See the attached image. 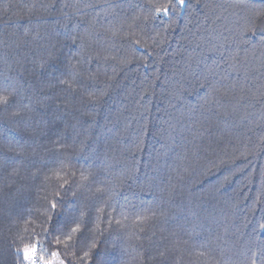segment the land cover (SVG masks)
Masks as SVG:
<instances>
[{
  "label": "trees",
  "instance_id": "trees-1",
  "mask_svg": "<svg viewBox=\"0 0 264 264\" xmlns=\"http://www.w3.org/2000/svg\"><path fill=\"white\" fill-rule=\"evenodd\" d=\"M262 225L264 0H0V264H264Z\"/></svg>",
  "mask_w": 264,
  "mask_h": 264
},
{
  "label": "snow or ice",
  "instance_id": "snow-or-ice-1",
  "mask_svg": "<svg viewBox=\"0 0 264 264\" xmlns=\"http://www.w3.org/2000/svg\"><path fill=\"white\" fill-rule=\"evenodd\" d=\"M169 2H171V0H169ZM179 3L181 5H183L185 3V0H179ZM157 11H162L165 14H167L168 11H169V8L168 7H165V6H162V7L157 8ZM251 27L252 28L255 27V21L252 22ZM72 39H73V43H75V39L76 38H72ZM49 56H52V53L51 52L49 53ZM59 83L60 84H67L68 85V88L71 89V90H73V91H75L77 87L84 88L85 91L87 90L86 85L80 84L78 81H76L75 75L73 76V79L71 81H69V80H60ZM3 102H5V103L7 102L6 98H4V101ZM52 207L55 208L56 207V204L53 203L52 204ZM261 227H264V225H262ZM77 230L78 229H73V231H77ZM24 251H25V259L31 260L32 259V256L35 254V249L25 248ZM86 255H87V253H86ZM161 255H163V253H161ZM251 264H256V260L253 259L251 261Z\"/></svg>",
  "mask_w": 264,
  "mask_h": 264
},
{
  "label": "built area",
  "instance_id": "built-area-1",
  "mask_svg": "<svg viewBox=\"0 0 264 264\" xmlns=\"http://www.w3.org/2000/svg\"><path fill=\"white\" fill-rule=\"evenodd\" d=\"M30 249H35V254L32 259H26V264H48L47 261L42 257L41 249L37 243H33Z\"/></svg>",
  "mask_w": 264,
  "mask_h": 264
},
{
  "label": "rangeland",
  "instance_id": "rangeland-1",
  "mask_svg": "<svg viewBox=\"0 0 264 264\" xmlns=\"http://www.w3.org/2000/svg\"><path fill=\"white\" fill-rule=\"evenodd\" d=\"M49 264H64V263L60 260L59 256L56 253H54L53 259L50 261Z\"/></svg>",
  "mask_w": 264,
  "mask_h": 264
},
{
  "label": "water",
  "instance_id": "water-1",
  "mask_svg": "<svg viewBox=\"0 0 264 264\" xmlns=\"http://www.w3.org/2000/svg\"><path fill=\"white\" fill-rule=\"evenodd\" d=\"M182 7H183V5H182Z\"/></svg>",
  "mask_w": 264,
  "mask_h": 264
}]
</instances>
